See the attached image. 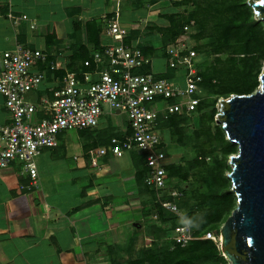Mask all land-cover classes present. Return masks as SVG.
<instances>
[{"label": "crops", "instance_id": "1", "mask_svg": "<svg viewBox=\"0 0 264 264\" xmlns=\"http://www.w3.org/2000/svg\"><path fill=\"white\" fill-rule=\"evenodd\" d=\"M99 1L96 9V0H0V51L20 42L43 50L49 45L50 50L65 54L73 24H80L85 38L84 26L90 21L98 23L100 43H110L105 20L118 13V1L114 9L107 8L108 0ZM8 12L27 20L14 24L6 17ZM39 21L43 33L37 37L43 39V47L28 42L23 34L26 29L33 31L29 25L33 23L35 29ZM127 30L137 32L133 44L155 47L153 38L142 37L138 28ZM48 34L52 40L46 44ZM104 117L103 113L97 126L88 128L94 131V142L107 145L111 136L129 130L126 120L122 130L103 125ZM58 136L56 146L36 156L35 180L17 164L0 169V264H124L122 260L133 256L127 247L131 237L141 233L149 242L146 230L155 218L150 191L136 178L142 155L132 151L96 156L102 146H81L82 159L72 162L70 150L59 146Z\"/></svg>", "mask_w": 264, "mask_h": 264}, {"label": "built area", "instance_id": "2", "mask_svg": "<svg viewBox=\"0 0 264 264\" xmlns=\"http://www.w3.org/2000/svg\"><path fill=\"white\" fill-rule=\"evenodd\" d=\"M6 17L14 24L27 20L25 15L17 18L11 12ZM105 21L110 43L102 45L100 51H91L77 71L66 68L68 46V53L62 54L15 42L0 51V99L7 112L0 122V169L17 164L35 180V158L40 151L56 146L63 131L96 127L107 107L125 115L130 131L122 138L111 137L107 145L97 148L96 156H121L132 151L142 155L147 168L145 185L158 193L162 208L179 214L173 199L180 198L182 192L167 178L165 166L170 160L161 147L157 125L159 119L173 114L190 115L203 98L198 54L188 45L193 22L165 48L164 59L173 70L172 77H157L151 71L153 57L145 56L138 44L125 42L129 32L117 22L116 15ZM29 27L34 29V24ZM145 67L148 72H139ZM162 193L172 200H160ZM203 238L221 249L220 233L206 232ZM192 239L187 224L174 228V243L184 246Z\"/></svg>", "mask_w": 264, "mask_h": 264}, {"label": "trees", "instance_id": "3", "mask_svg": "<svg viewBox=\"0 0 264 264\" xmlns=\"http://www.w3.org/2000/svg\"><path fill=\"white\" fill-rule=\"evenodd\" d=\"M151 0L149 4L154 3ZM177 6H188L182 13L165 14L167 24L154 29L160 35L161 45L150 47L138 45L145 56L165 58V48L183 34V27L193 22L189 37L196 44L192 49L200 57L197 68L201 76L199 86L203 89V98L195 112L190 115H170L158 121L157 129L161 135L167 130L176 142L184 146L187 142L183 122L195 116L196 125L190 138L196 140L193 157L180 162H171L165 166L169 182H184L179 188L182 195L173 199L179 214H173L161 207L158 193L147 187L144 179L147 168L143 157L138 158L136 178L152 196V215L149 223V245L135 258L121 261L124 264H226L222 251L210 239L203 238L206 232L219 234L221 225L236 207V197L231 191V182L227 172L229 156L237 152V146L225 138L219 124H215L217 103L231 95L253 93L258 85L261 61H264V23L257 20L248 0H179ZM137 6H141L140 4ZM71 42L68 44L66 68L77 71L88 59L91 51H100L99 26L96 21L87 22L86 33L82 38L81 26L74 23ZM132 33V34H131ZM129 32L126 43L132 42L134 32ZM137 33V32H135ZM134 33V34H135ZM52 40V34L46 35L45 43ZM50 50L48 45L45 49ZM49 59H52L50 57ZM147 67L139 72H148ZM63 72H58L62 75ZM50 71L48 70V76ZM173 70L157 77H172ZM129 133V130L125 135ZM125 135L116 136L122 138ZM113 137V136H111ZM161 147L164 148L162 140ZM160 200H172L162 193ZM181 199V200H180ZM190 221L191 223H186ZM187 224L193 239L186 245L174 243V228ZM115 264V262L113 263Z\"/></svg>", "mask_w": 264, "mask_h": 264}, {"label": "water", "instance_id": "4", "mask_svg": "<svg viewBox=\"0 0 264 264\" xmlns=\"http://www.w3.org/2000/svg\"><path fill=\"white\" fill-rule=\"evenodd\" d=\"M264 21V0H248ZM257 89L220 99L215 121L236 144L227 177L236 207L220 227L222 255L230 264H264V61Z\"/></svg>", "mask_w": 264, "mask_h": 264}, {"label": "rangeland", "instance_id": "5", "mask_svg": "<svg viewBox=\"0 0 264 264\" xmlns=\"http://www.w3.org/2000/svg\"><path fill=\"white\" fill-rule=\"evenodd\" d=\"M114 1H118V13L116 14V20L117 22L127 29H135L138 28L140 33H142V37H151L153 38L152 43L155 47H159L161 45L160 42V35L154 29L156 26H164L167 24L166 19L164 18L165 14H175V13H182L185 12V10H189L190 7L188 6H177L176 2L179 0H154V3H150L151 0H108V9H114L115 4L113 5ZM96 2H99L96 4V9L100 4L99 0H96ZM141 6H137V5ZM95 7V6H94ZM93 7V8H94ZM115 16V15H114ZM36 23V22H35ZM43 22L39 21L36 23V28L33 29V31L26 29L23 34L27 37V41L31 42L32 44L36 45V47H43V39L37 37V34L43 33L42 28ZM264 23V21H263ZM39 27V28H38ZM65 27L70 29V24L67 26L65 23ZM34 32V33H33ZM67 38V37H66ZM71 36L68 37V41L66 43L68 44L71 42ZM65 43V42H64ZM196 43L193 40L188 41V45L191 47L194 46ZM38 45V46H37ZM138 45H141L140 43ZM202 57L204 59L203 55L198 56V60ZM263 62L261 61L260 65V71L262 69ZM167 65L166 61L162 57H153L152 63H151V71L153 73H159L162 71L166 72ZM175 74L181 77V72L177 71ZM260 74V73H259ZM178 84L181 83V81L177 82ZM203 95H205L203 93ZM217 107V105H216ZM104 119H103V125L110 126L114 129H121L123 128L125 124L126 117L124 114L120 116L113 115L109 111L107 107L104 108ZM3 117H7V112L5 109L0 106V122H3ZM215 124L217 122L214 120ZM196 118L195 116H191L186 119L185 122H183V126L185 127V136L187 138V142L184 146L179 145L176 142V137L171 136V134L165 130L162 134V140L164 141V151L168 156V160H171V162H177L183 164L185 160L190 159L193 157V148L192 146H195L196 140L193 138H190V135L192 134V130L194 128V125H196ZM94 134V131L91 130H83V131H76V130H67L60 133L58 136V143L59 146H66L67 150H70L71 154L69 156V160L72 162H75L78 156L81 154V146H103L100 143H96V137ZM73 156H76L74 159ZM73 159H72V158ZM230 157V156H229ZM82 157H78V160H81ZM229 161V158H228ZM229 172H227L228 174ZM173 185H179L180 187H185L186 183L184 182H173ZM181 200V199H180ZM149 232V226L146 230V235L148 236ZM149 245V242L147 239H144V236L141 233L135 232L134 235L131 237L128 243V250L133 251V256L128 255L129 258H135L139 255L140 251L147 247ZM127 247L122 248L123 252ZM226 264H230L228 261Z\"/></svg>", "mask_w": 264, "mask_h": 264}, {"label": "clouds", "instance_id": "6", "mask_svg": "<svg viewBox=\"0 0 264 264\" xmlns=\"http://www.w3.org/2000/svg\"><path fill=\"white\" fill-rule=\"evenodd\" d=\"M186 223H189V224H190L191 222H190V221H188V222H186Z\"/></svg>", "mask_w": 264, "mask_h": 264}]
</instances>
